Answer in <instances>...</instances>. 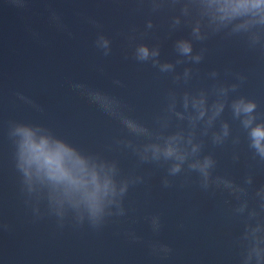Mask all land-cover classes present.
<instances>
[{
  "label": "water",
  "instance_id": "water-1",
  "mask_svg": "<svg viewBox=\"0 0 264 264\" xmlns=\"http://www.w3.org/2000/svg\"><path fill=\"white\" fill-rule=\"evenodd\" d=\"M201 12L189 0H0V264H242L246 226L259 223L264 233L257 195L264 158L231 103L254 101L253 126L264 122V41L213 32ZM181 40L191 43V54L179 51ZM142 45L147 60L138 58ZM164 64L172 68L161 71ZM103 95L151 136L131 133L105 112ZM201 98L203 117L194 106ZM219 104L223 110L208 124ZM16 123L40 125L82 153L114 162L117 180L132 181L123 214L113 205L98 225L86 212L78 221L48 182L23 183ZM177 131L198 151L176 174L169 173L174 161L142 160L134 150ZM205 156L214 161L207 187L188 167ZM217 177L243 191L217 186Z\"/></svg>",
  "mask_w": 264,
  "mask_h": 264
},
{
  "label": "clouds",
  "instance_id": "clouds-1",
  "mask_svg": "<svg viewBox=\"0 0 264 264\" xmlns=\"http://www.w3.org/2000/svg\"><path fill=\"white\" fill-rule=\"evenodd\" d=\"M189 3L198 4L202 10L201 14L208 17L209 26L213 32L221 29H230V33H245L252 45L264 41V0H189ZM188 4H185L181 11H186ZM179 22L178 20L176 21ZM148 27H151L149 22ZM198 40L203 39L199 35V29L194 28ZM178 49L184 55L192 52V45L186 40L178 42ZM153 55H157L153 52ZM149 51L147 47L138 48V58L147 60ZM198 62L201 57L196 55L192 57ZM171 64L161 66V71L170 70ZM215 75V73H213ZM235 86H233L234 88ZM226 92V89H224ZM104 103L99 105L105 112L116 116L121 123L133 134L151 136V133L145 127L139 125L134 120L124 117L119 112V103L103 95ZM204 101L201 98L194 102V106L199 107V117L205 114ZM186 106V104H185ZM172 105H170L171 110ZM224 105L215 106L212 119L220 114ZM256 103L240 97L231 103L233 115L235 117H244L241 123L245 129H248V135L251 140V147L256 150L261 158H264V122H253L256 117L253 115L256 109ZM176 115H179L178 113ZM225 136L228 134V125H222ZM38 131L48 132L47 136H37ZM14 135L15 144V166L22 174V182L31 186L33 178L36 181L48 182L56 193V202L63 204L67 201L72 208L77 210L78 221L84 219V213H87L89 221L93 225H98L105 216L112 215L111 207L115 205L122 215L121 198L125 195L130 180H117L118 169L114 162H107L93 154H84L65 140L53 135L49 129L40 125L16 123ZM162 143H147L142 149H134L140 155L142 160L152 159L159 161H174L169 168L170 174H176L181 171L182 165L195 156L198 151L197 146H192L189 150L188 145L191 139L183 142L181 131H177L168 136H158ZM214 142L219 143L220 137H213ZM214 166V161L210 156H205L202 163H188L189 169L198 170L203 177V186L209 184L210 169ZM219 181V182H217ZM217 186L223 184L224 187L233 192H242L243 189L235 187L230 181L219 177L213 181ZM249 183L251 180L249 179ZM165 184L167 181L165 180ZM264 189L257 195L264 200ZM242 205L237 211H243ZM264 208V204H261ZM256 213H250L255 216ZM259 233V235H258ZM244 238L248 241L246 254L243 256L242 264H264V233L261 232V225L247 227ZM165 252L167 249H164Z\"/></svg>",
  "mask_w": 264,
  "mask_h": 264
}]
</instances>
